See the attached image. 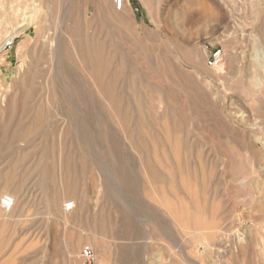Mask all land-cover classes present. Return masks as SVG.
<instances>
[{"label":"rangeland","instance_id":"rangeland-1","mask_svg":"<svg viewBox=\"0 0 264 264\" xmlns=\"http://www.w3.org/2000/svg\"><path fill=\"white\" fill-rule=\"evenodd\" d=\"M63 6L106 94L73 48L70 97L49 94ZM7 193L0 264H81L85 246L104 264H264V0H0Z\"/></svg>","mask_w":264,"mask_h":264},{"label":"bare ground","instance_id":"bare-ground-1","mask_svg":"<svg viewBox=\"0 0 264 264\" xmlns=\"http://www.w3.org/2000/svg\"><path fill=\"white\" fill-rule=\"evenodd\" d=\"M128 4H129V0H125V7H128ZM124 7V8H125ZM117 11V10H116ZM56 27H57V30L55 32L54 35H46L44 37V42H46L47 44H49V52H48V57H49V60L51 62V65H52V68L54 70V73L51 72L50 76L48 78H45V82H46V85L50 87L49 89V94L52 96V97H55V100H58L60 98L66 100L67 102V99L70 97V93L64 89L63 87H61L60 85V82H59V78L60 77V71H59V66L61 64V62H67L69 63L70 62V57H71V48H73L75 51H74V54L77 56V59L78 61H80V66H81V70H82V74L84 76V79L86 80L87 83L91 84V87H95L97 89V92L99 94H102L104 93V81L107 79V71L105 70L104 68V65H103V62L100 63V68L98 67L97 68V74H96V78L93 77V68H92V63H91V59H90V54H89V51L88 53L85 52L83 49H82V46L81 44L78 43V41H76V37L73 35V33L70 31V24H69V20L67 21L66 19V12H65V9H64V6L59 8L57 7V11H56ZM30 28H34L33 27V23L32 22H26L24 23L22 26H19V30L17 32H15L13 35H11L10 37H8L6 39V41L3 43L2 45V48H4L6 45H11L15 42V39L20 36L22 33H25L27 30H29ZM34 35L36 34V29L34 28ZM62 36L65 37V39H62ZM31 39V38H30ZM32 40V39H31ZM64 40V41H63ZM40 40H36V43L39 42ZM66 41V42H65ZM102 46V45H101ZM36 47V46H35ZM34 47V48H35ZM38 48V47H37ZM68 49V51H67ZM40 51V50H39ZM78 51V52H77ZM41 52V51H40ZM71 64V63H69ZM62 66V65H61ZM71 67V66H70ZM62 68V67H61ZM68 73V72H67ZM29 74L31 76H33L34 78L36 79H39V72H35L34 73H31L29 72ZM34 74V75H33ZM62 74V78L68 82L69 81V77L66 73H61ZM32 77V78H33ZM61 78V79H62ZM62 79V81H63ZM64 82V81H63ZM68 84V83H67ZM66 84V85H67ZM86 86V85H85ZM88 86V85H87ZM74 88V87H73ZM72 91V87L70 89ZM69 94V95H68ZM106 94V92H105ZM102 96V95H101ZM62 102V101H61ZM64 104V103H63ZM62 104V105H63ZM83 110V109H82ZM65 112V111H64ZM60 113V112H59ZM62 113V111H61ZM70 113V112H69ZM67 116V115H66ZM70 116V115H69ZM117 119V118H116ZM75 120V119H74ZM72 120V121H74ZM130 121V120H129ZM136 121V120H135ZM75 122V121H74ZM84 122V121H83ZM132 122V121H131ZM134 123V121H133ZM120 124V123H119ZM107 125V124H106ZM133 125V124H132ZM76 130V129H75ZM74 130V131H75ZM123 135V134H122ZM125 137V136H124ZM127 138V137H126ZM128 141V140H127ZM129 143V142H128ZM99 164V163H98ZM101 165V164H100ZM104 176V175H103ZM104 178V177H103ZM102 178V179H103ZM61 181V180H60ZM62 184V183H61ZM108 193V192H107ZM8 194V193H7ZM157 194V193H156ZM15 199V202H14V206H13V209H15L17 206H18V203H19V199L16 195H12ZM119 198V197H118ZM161 198V197H160ZM162 203V202H161ZM71 211V210H70ZM3 213V212H2ZM11 212H5L3 215H0V218L1 219H4V218H10L11 216L10 215ZM19 214V213H18ZM58 214L60 216H62L63 219H67V214L66 212L63 211L62 212H58ZM70 215V214H69ZM16 218V217H15ZM64 220V221H65ZM171 222V221H170ZM130 224V223H129ZM132 226V225H131ZM122 227V226H121ZM170 229V228H169ZM199 229V228H198ZM199 231V230H198ZM160 232V231H159ZM162 233V232H160ZM167 235V234H166ZM164 235V236H166ZM248 236V235H247ZM114 237V236H113ZM239 237V236H238ZM168 238V237H166ZM170 238V237H169ZM248 238V237H247ZM245 238V239H247ZM250 238V237H249ZM171 239V238H170ZM169 239V240H170ZM241 239V238H240ZM247 241V240H246ZM249 241V240H248ZM247 241V242H248ZM115 242V241H114ZM245 242V241H244ZM246 242V243H247ZM208 243V242H207ZM72 246V245H71ZM209 246V245H208ZM250 246V245H249ZM240 248V247H239ZM245 248V247H244ZM181 251V250H180ZM71 254L72 255H78V254H75L74 252V249L72 248L70 250ZM229 252V251H228ZM232 252V251H231ZM227 253V252H226ZM217 254V253H216ZM228 254V253H227ZM232 254V253H231ZM79 257V256H78ZM228 260V259H227ZM231 260V259H230ZM222 264V263H221Z\"/></svg>","mask_w":264,"mask_h":264},{"label":"built area","instance_id":"built-area-1","mask_svg":"<svg viewBox=\"0 0 264 264\" xmlns=\"http://www.w3.org/2000/svg\"><path fill=\"white\" fill-rule=\"evenodd\" d=\"M113 5L116 10H122L123 7H125V0H113ZM223 62V53L221 49L215 50L211 53L207 64L210 68H217L221 65ZM15 199L11 194H5L3 195L1 201H0V208L4 212H11L14 206ZM74 202H68L65 205V209L67 211H70L74 208ZM81 257V264H104L101 263L94 252V250L89 247L85 246L81 249L80 253Z\"/></svg>","mask_w":264,"mask_h":264}]
</instances>
